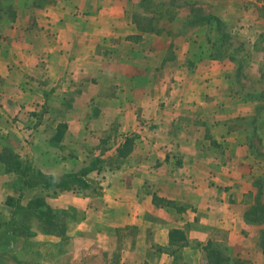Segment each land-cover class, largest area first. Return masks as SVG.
<instances>
[{
  "label": "crops",
  "instance_id": "obj_1",
  "mask_svg": "<svg viewBox=\"0 0 264 264\" xmlns=\"http://www.w3.org/2000/svg\"><path fill=\"white\" fill-rule=\"evenodd\" d=\"M29 1L0 23V152L55 176L102 161L87 189L20 200L72 210L37 234L57 264H264V0H159L158 30L141 0Z\"/></svg>",
  "mask_w": 264,
  "mask_h": 264
},
{
  "label": "trees",
  "instance_id": "obj_2",
  "mask_svg": "<svg viewBox=\"0 0 264 264\" xmlns=\"http://www.w3.org/2000/svg\"><path fill=\"white\" fill-rule=\"evenodd\" d=\"M15 0H0V23L13 21L16 16V9L13 5ZM44 1V0H43ZM37 2V3H36ZM42 0L34 1L36 5H40ZM159 0H141L139 6L143 14L134 15V21L138 27L144 30H158L161 18L158 15L162 14L159 8ZM156 6V8H155ZM204 19L212 20L217 24L220 23L219 18L212 15H205ZM0 159L5 163V169L15 171L20 175L22 189L17 198L8 196L6 203L10 205L15 202V208H30L36 217L44 224V229L47 232L63 233L65 231V223L63 220V211L54 210L44 200L43 196H34L24 207L20 200L25 193V189L30 187H40L44 190H52L53 192L73 190L82 191L90 187V183L86 175L100 167L102 161L94 159L89 165L82 166L77 171L67 172L60 176L44 173L31 167L27 160L21 159L19 155L8 149H3L0 152ZM117 165V163H115Z\"/></svg>",
  "mask_w": 264,
  "mask_h": 264
},
{
  "label": "rangeland",
  "instance_id": "obj_3",
  "mask_svg": "<svg viewBox=\"0 0 264 264\" xmlns=\"http://www.w3.org/2000/svg\"><path fill=\"white\" fill-rule=\"evenodd\" d=\"M29 2V0H15L13 5L23 8ZM159 8L160 11H163L166 6L162 4L159 5ZM213 24L216 28L215 52L219 55L232 57L235 53V50H231L234 40H231L230 36L223 35L225 26H222L221 22L219 24L213 22ZM244 53L250 59L257 56L248 51ZM257 71L260 72V79H262L264 67L258 68ZM0 170H2L1 167ZM260 186L264 187L262 184ZM34 194V196H42L39 191ZM258 204L261 206V201ZM23 206L26 207V205ZM70 217H73V213L69 208L63 212V220ZM43 229L44 224L36 217L32 209L15 208L14 201L10 205H6L5 193H0V264H57L55 248L46 244V240L37 238L39 232H47Z\"/></svg>",
  "mask_w": 264,
  "mask_h": 264
}]
</instances>
